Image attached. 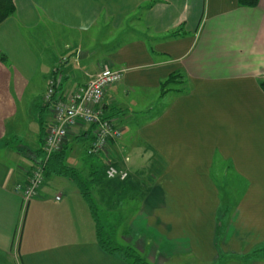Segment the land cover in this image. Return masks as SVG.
I'll return each mask as SVG.
<instances>
[{
	"label": "crops",
	"instance_id": "crops-1",
	"mask_svg": "<svg viewBox=\"0 0 264 264\" xmlns=\"http://www.w3.org/2000/svg\"><path fill=\"white\" fill-rule=\"evenodd\" d=\"M14 4L0 26V264H127L98 244L73 181L50 175L29 203L15 192L41 160L54 70L72 93L106 66L123 72L104 110L122 132L111 155L129 174L125 189H95L110 234L149 264H264L251 256L264 250V0ZM90 131L74 127L63 148L88 180L102 175L86 154ZM219 163L234 202L222 197Z\"/></svg>",
	"mask_w": 264,
	"mask_h": 264
},
{
	"label": "built area",
	"instance_id": "built-area-1",
	"mask_svg": "<svg viewBox=\"0 0 264 264\" xmlns=\"http://www.w3.org/2000/svg\"><path fill=\"white\" fill-rule=\"evenodd\" d=\"M66 59L60 62L63 64ZM57 67L53 74L60 71ZM56 77V76H55ZM54 76L49 79L46 93L43 96V105L52 114L51 122L44 138L43 151L47 157L63 150L69 132L76 126L92 129L93 141L86 151L91 156L104 160L106 178L110 181H126L129 174L117 168L110 162L111 143L122 137V132L115 123L105 117L104 96L106 90L118 84L123 77L122 71L104 67L100 73L89 80L87 84L72 93L59 91L57 80ZM27 184L17 185L15 191L20 193L25 203L36 198L44 184V167L42 164L35 166Z\"/></svg>",
	"mask_w": 264,
	"mask_h": 264
},
{
	"label": "trees",
	"instance_id": "trees-1",
	"mask_svg": "<svg viewBox=\"0 0 264 264\" xmlns=\"http://www.w3.org/2000/svg\"><path fill=\"white\" fill-rule=\"evenodd\" d=\"M260 1L261 0H238V4L241 7H245V8H256L259 6ZM15 13H16V7L14 4V0H0V26L5 21H7L10 17H12ZM54 77H55V75H54ZM176 78H177L176 76H171V78H169V80L167 81L166 84H170V83L175 82ZM260 87L264 92V81L260 82ZM92 129L90 131L91 132V142L94 139L93 134H92ZM43 147H44V144H43ZM42 151H43V149H42ZM86 154L89 158L98 159L101 162L100 167L102 168V178L103 179L100 181H103L106 179L105 181H107V183L112 185L111 188L116 187V188H120V189H125L128 187L129 179L124 181V182H121L119 180H113V181L108 180L106 178V174H105L104 160L99 158V157L89 155L87 153V151H86ZM155 157L156 156H154V158ZM40 159H41L40 164H42L44 167V183H45L46 177H49L50 175H58L60 177H64V178H67V179L73 181L77 185V187L79 188V191L81 192L83 197L86 199V201L88 202L89 207L91 209V214H92L93 220L95 221V224H96L98 244L101 246V248L107 254L114 256V257H117V258L123 260L124 262H126L127 264H149V262L147 261L145 256L143 254H141L140 252H138L134 247L129 246V245H120L116 241L114 234H110V233L105 232L103 224L99 218L98 208L94 205V201L92 198V192L90 189L92 185L93 186L95 184L97 185L100 182H95L96 179H91V180L85 179L80 175V173L77 170H75L71 167H68V165L66 164V154H65L64 149L61 152L53 154L49 157H47V155H45V153L43 151ZM155 164H160V163H157V161H155L153 163V168L156 166ZM37 165H35V166H37ZM155 169H158V168H155ZM32 170H31V172H32ZM31 172L29 174L30 176L28 179H30V177H31V174H32ZM27 182H28V180H27ZM27 182L25 184H27ZM25 184H18V185H25ZM108 188H110V187H108ZM18 194L23 199L22 195L20 193H18ZM32 200H30L29 202H31ZM23 201H24V199H23ZM29 202H27V203H29ZM263 251L264 250L255 251L251 254V256L256 257V256H258L259 253H261Z\"/></svg>",
	"mask_w": 264,
	"mask_h": 264
},
{
	"label": "rangeland",
	"instance_id": "rangeland-1",
	"mask_svg": "<svg viewBox=\"0 0 264 264\" xmlns=\"http://www.w3.org/2000/svg\"><path fill=\"white\" fill-rule=\"evenodd\" d=\"M53 32L54 33H56L54 36H58V38H61V36H63L62 34H60V32H57L56 30H53ZM60 45V42H59V39H58V46ZM58 55H60V54H58ZM57 55V56H58ZM72 59H74V58H72ZM110 162L111 163H113L114 165H115V162H114V160H113V157L111 158V160H110ZM156 166L153 168H151V170H150V173L151 172H153V170H158V171H160V168H161V164H155ZM117 168H119L117 165H115ZM225 166H227V164H225V163H219L218 165H217V167H216V169H217V171H219V173H218V184H219V187H221L222 188V197H223V199H224V201H229V199H230V201L232 202V200H233V202L234 201H236L240 196L239 195H229L228 194V192L226 191V180L224 179V178H222L221 176L223 175V173L221 174V172H223V168L225 169ZM155 168H158V169H155ZM120 169V168H119ZM128 173V172H127ZM157 174V173H156ZM103 178H102V175H101V177L100 178H98V179H96V181L95 182H100L99 184H95L94 186L92 185L91 186V191H92V198H93V200H94V203L97 205V201H98V198H99V195L97 194V192H96V188H107V187H112V185L111 184H109V183H107V181H105V180H103V181H100V180H102ZM129 179V178H128ZM127 179V180H128ZM97 199V201H96V199ZM124 200H127V199H124ZM131 201H133V202H131ZM131 201L127 204V203H123V207H125L126 208V206L128 205V206H135L137 203L136 202H134V201H137V202H139L140 201V197L138 198H136V197H133L132 199H131ZM109 204H112V202H110ZM99 210H98V212H99V216H100V218H101V222H102V224L104 225L103 227H104V229H105V232H107V233H110V228L109 227H106V222H105V220H108V217L106 216V211H105V214H104V212H103V210H101L99 207H97ZM122 213H123V211H122ZM127 215V212L126 213H123V217H125ZM221 218H223V215L221 216ZM108 222V221H107ZM111 231H112V228H111ZM259 256H261L262 258H264V251L263 252H261V253H259L258 254V257ZM191 264V262L189 261V262H187V264ZM249 263V262H248Z\"/></svg>",
	"mask_w": 264,
	"mask_h": 264
}]
</instances>
